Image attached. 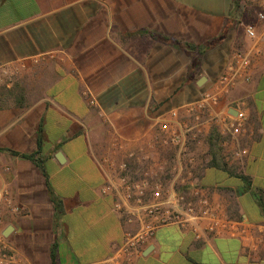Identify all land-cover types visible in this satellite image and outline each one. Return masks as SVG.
Wrapping results in <instances>:
<instances>
[{"label": "crops", "instance_id": "crops-1", "mask_svg": "<svg viewBox=\"0 0 264 264\" xmlns=\"http://www.w3.org/2000/svg\"><path fill=\"white\" fill-rule=\"evenodd\" d=\"M241 2L0 0V65L18 70L0 86V187L19 208L0 209V240L18 264H99L120 247L130 227L113 210L126 206L121 193L102 194L118 186L111 166L129 153L163 161L149 150L154 121L213 91L246 44ZM232 110L244 133L227 141L221 125H205L194 176L229 218L248 222L245 235L195 240L164 227L133 264H264V56L210 106L219 120ZM238 148L247 154L234 161Z\"/></svg>", "mask_w": 264, "mask_h": 264}, {"label": "built area", "instance_id": "built-area-1", "mask_svg": "<svg viewBox=\"0 0 264 264\" xmlns=\"http://www.w3.org/2000/svg\"><path fill=\"white\" fill-rule=\"evenodd\" d=\"M241 5L248 9L254 20L239 23L246 44L231 52L213 91L202 94L195 103L171 110L154 121L149 150L155 155L169 151L171 166L166 168L165 161H154L150 155L135 153H129L128 161L111 166L118 186L108 183L102 194L121 193L126 206L116 201L113 210L123 214L124 222L130 228L124 231L120 247L99 264H133L156 231L164 227L188 230L195 240H200L202 235L231 238L245 235L248 222L242 218H229L220 206L210 201L203 188L195 183L194 176L200 162L197 149L206 139L205 125H221V135L234 142L244 133L246 120L240 111H236L235 117L228 116L222 120L213 117L210 112L211 104L228 96L239 84L250 81L253 62L264 56V0H242ZM33 61L36 62V59ZM16 69V66L0 65V86L18 75ZM89 105H94L92 100ZM227 141L222 144L223 149ZM246 154L244 149L238 148L231 154V159L241 161ZM222 156L224 161H228L223 150ZM3 172H9V168L5 167ZM1 208L11 214L19 213L5 187H0ZM0 264H18L1 240Z\"/></svg>", "mask_w": 264, "mask_h": 264}, {"label": "rangeland", "instance_id": "rangeland-1", "mask_svg": "<svg viewBox=\"0 0 264 264\" xmlns=\"http://www.w3.org/2000/svg\"><path fill=\"white\" fill-rule=\"evenodd\" d=\"M253 17H252V14H250L249 12L247 13V16H246V18H245V21L246 22H253ZM239 35H240V32L239 31H237L236 30V40L238 41L239 40ZM238 47V46H237ZM237 47H235L234 49H232V51H234V50H236V49H238ZM231 51V52H232ZM231 54V53H230ZM204 143H206L205 141L202 143V145L201 146H203L204 145ZM162 159H163V161H165V167L166 168H168V167H170L171 166V153L168 151V152H166L165 154H164V156L162 155ZM199 186V185H198Z\"/></svg>", "mask_w": 264, "mask_h": 264}, {"label": "trees", "instance_id": "trees-1", "mask_svg": "<svg viewBox=\"0 0 264 264\" xmlns=\"http://www.w3.org/2000/svg\"><path fill=\"white\" fill-rule=\"evenodd\" d=\"M215 42H217V41H213L212 42V44H214ZM203 50V48H200V51H202ZM207 144H209V146H210V148H211V150H214V145L212 144V142L211 141H209L208 140V142H207ZM211 162L209 163V168H218V166H217V163H216V155H215V152L214 151H212V153H211ZM224 170V169H223ZM242 181H244L243 179H241ZM246 184V183H245ZM262 200L263 199H259L258 200V204H259V206L261 207V209H262V211H263V213H264V207H263V205H262Z\"/></svg>", "mask_w": 264, "mask_h": 264}, {"label": "water", "instance_id": "water-1", "mask_svg": "<svg viewBox=\"0 0 264 264\" xmlns=\"http://www.w3.org/2000/svg\"><path fill=\"white\" fill-rule=\"evenodd\" d=\"M232 112H234V115H231L230 113H229V115L232 116V117H235L237 115V112L235 110H232ZM9 231H10V228H7L5 233L7 234V232H9Z\"/></svg>", "mask_w": 264, "mask_h": 264}]
</instances>
